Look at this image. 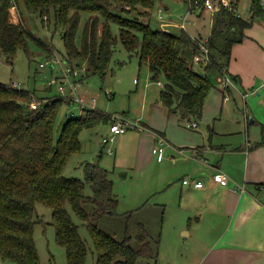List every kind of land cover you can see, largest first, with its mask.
Segmentation results:
<instances>
[{"label":"trees","instance_id":"16d2710c","mask_svg":"<svg viewBox=\"0 0 264 264\" xmlns=\"http://www.w3.org/2000/svg\"><path fill=\"white\" fill-rule=\"evenodd\" d=\"M202 1L190 0L194 6ZM231 1L235 5L239 0ZM23 2L26 10L38 12L46 20H50L53 11L56 25L65 28L62 36L72 56H66L67 59L71 62L74 58L86 57L93 72L102 76L107 73L117 41L112 23L119 24L126 47L138 51L141 65L149 67L154 80L164 78L159 95L161 102L184 117L202 116L213 86L208 72L212 68L223 72L229 64L232 45L245 37V29L252 24V20L236 11L220 6L213 13L209 35L213 60L205 66L206 71L200 72L191 60L198 50V38L184 28L178 34L155 29L141 19L151 14L156 0ZM14 3L18 6L19 0H0V54L10 60L19 48L27 50L29 37L23 21L11 19L10 9ZM252 9L254 16H264L261 0H252ZM81 10L99 12L103 20L100 21L98 14L89 16L92 19H88L83 28L82 48H78ZM34 98L38 106L32 108ZM65 102L70 104L71 100L61 94L38 97L29 88L0 82V260L43 264L34 237L38 201L53 209L55 237L65 247L68 264H84L88 246L66 203L89 228L97 248V264H136L139 258L154 257L158 252L152 237L143 228L138 234L140 245L134 247L128 239H119L99 226L100 216L115 212L119 203L106 167L88 161L83 166L84 179L65 174L69 157L82 149V129L103 118L111 121L112 117L95 108L83 116L71 113L56 128ZM262 128L264 132V123ZM86 182L91 187L88 195ZM84 201H91L94 210H87Z\"/></svg>","mask_w":264,"mask_h":264},{"label":"rangeland","instance_id":"374dc122","mask_svg":"<svg viewBox=\"0 0 264 264\" xmlns=\"http://www.w3.org/2000/svg\"><path fill=\"white\" fill-rule=\"evenodd\" d=\"M23 3V0H19L17 8L12 5L10 10L11 19L16 22L23 21L29 33L27 50L19 48L11 60L0 54V82L29 88L38 97L58 94V85L50 88L48 80L52 76L61 75V66L59 64L53 66L52 53L57 52L63 59L71 56L62 36L65 28L61 24L56 25L53 11L50 13V20H46L38 12L26 10ZM190 5V0H156L151 14L141 19L155 29L178 34L184 28L192 35L200 33L207 35L211 28V12L220 7L210 10L203 5L192 7ZM233 7L243 18L252 20L251 27L257 21L264 22V16H254L252 0H239L237 8L235 5ZM81 13L83 15L81 14L76 40L78 48H82L83 28L88 19H92L89 16L98 14L100 21L103 20L99 12L81 10ZM185 17L191 21L182 25ZM112 29L117 41L104 76L93 72L86 57L81 60L74 58L71 62L68 59L77 69V92L85 96L86 101L83 107L77 101L70 104L65 102L58 114L56 128H59L72 112L76 116H83L88 110L95 108L118 118L138 122L140 127L129 128L116 137L113 142V151L115 150L116 154L110 153L108 144L102 140L109 132V119H100L97 123L83 128L80 133L82 149L69 157L65 174L84 179L83 166L91 159L109 170L119 203L115 212L103 213L98 219V224L117 238L128 239L134 247L140 245L138 234L142 228L150 234L158 253L152 258H139L136 264H187L184 258L189 255L185 247L191 241V237L182 234L183 230L180 227L187 225L184 209L177 208L179 195L170 189L169 184V173L171 175L178 173L175 167L177 161L172 162L168 159L170 144L167 142L165 158L162 163H157V155L152 151L160 142L159 140L157 143L156 133L159 130L165 132L167 137L177 144L188 142L195 137L202 141V133L206 135L213 127L232 129L235 136L240 138L246 136V123H249L247 119L252 120L254 115L249 105L244 106L246 102L236 89L234 93H227L229 99L224 98L216 105L211 103L209 107L207 101V108H204L200 117H184L179 112L170 110L159 97L164 78L154 80L149 67L141 65L138 51L126 47L120 36L119 24L113 22ZM259 57L264 58V52L260 51ZM40 62H44L45 66L41 67ZM68 64L67 61L64 62L65 67ZM193 66L198 71H206L207 65L195 62ZM208 74L213 84L207 95L210 97L214 91L218 92V87L222 86L224 80L217 68H212ZM263 95H258L256 90L249 92L246 99L261 122H264V101L258 98ZM195 120L199 122V128L189 125L190 121ZM249 132L252 139H263L261 123L251 122ZM236 160L232 155L225 157V162L232 167L238 162ZM237 169L239 168L235 171ZM261 181L264 182V178ZM85 192L87 195L91 193V187L87 182ZM84 206L89 211L95 208L91 201H84ZM66 207L79 225L80 234L88 246L84 264H97V248L89 228L69 203H66ZM36 208L34 237L41 262L68 264L65 247L55 237L53 209L41 201L36 202ZM180 212L184 216H180ZM0 264L16 263L0 260Z\"/></svg>","mask_w":264,"mask_h":264},{"label":"crops","instance_id":"0c3cea01","mask_svg":"<svg viewBox=\"0 0 264 264\" xmlns=\"http://www.w3.org/2000/svg\"><path fill=\"white\" fill-rule=\"evenodd\" d=\"M261 2L264 6V1ZM210 32L211 28L207 35L193 36L204 38ZM245 32V37L232 45L229 64L223 69L232 82L224 84L223 81L218 92L206 98L204 108L207 101L210 107L211 103L216 105L224 98L229 99L227 93H234L236 89L246 102L244 106L249 105L254 115L252 120L247 119L246 136L237 138L232 129L213 127L206 135L202 133V141L195 137L177 144L165 132L156 133L157 143L164 142V151L165 144H170L168 159L177 161L178 173H169V184L179 195L177 208L184 209L187 225L180 227L182 234L191 237L185 247L189 255L184 258L187 264H264V182L261 181L264 178V132L262 128V140L252 139L249 132L251 122L261 123V127L264 122L258 120L246 100L249 92L257 90L258 95L264 94V58L259 57L260 51L264 52V22L257 21ZM258 99L264 101V95ZM194 128H199V122ZM217 137L220 138L217 140ZM228 155L236 157L235 166L225 162ZM164 158L156 157L157 163H162ZM236 168L239 169L235 171ZM219 170L230 176L228 183L213 179V174ZM184 178L190 182L184 183ZM196 180H202L204 185L196 186ZM180 216L184 215L180 212Z\"/></svg>","mask_w":264,"mask_h":264},{"label":"built area","instance_id":"2783aa9c","mask_svg":"<svg viewBox=\"0 0 264 264\" xmlns=\"http://www.w3.org/2000/svg\"><path fill=\"white\" fill-rule=\"evenodd\" d=\"M14 8H17V4H13ZM199 5V4H198ZM200 5H203L205 8H208L210 10L215 9V7L225 6L229 9L235 10L233 7V4L230 0H203ZM192 5H190L191 7ZM237 13V9L235 10ZM239 14V13H238ZM47 17V15H46ZM191 20H187L186 17L183 19L182 25H186ZM51 60L54 64H59L61 66V75H55L52 76L50 80H48V85L52 87L53 85H58V94H61L63 96H66L68 99L71 100V103L77 101L79 102L83 107L85 105L86 98L85 96L79 95L77 92V84L78 81L76 80V74L77 69L76 67L71 64L67 58L64 57L60 58L57 52H53L51 56ZM65 60V61H64ZM213 60V56L211 53V49L209 47V36H206L204 38L198 39V50L193 54L192 62L193 64L195 62L208 65ZM68 62L69 64L64 66V62ZM40 66L44 67L45 63L40 62ZM224 84L227 82H232V79L229 75V73L226 70H223L222 72ZM162 84V83H161ZM32 108H35L38 106V101L36 98L31 102ZM73 113V112H72ZM74 114V113H73ZM192 127H197L198 122L197 121H190L189 123ZM137 128L140 127V124L138 122H131L124 118H118L116 115H112L111 121H110V127L109 132L103 136L102 140L104 143H107L109 145L108 150L113 152V142L116 140V137L120 134L128 130L129 128ZM164 142L160 140L159 144L154 147V152L157 155V158L159 160H162L164 155ZM213 179L217 182L221 183H228L230 181V176L219 170L213 174ZM184 183H189L190 179L184 178ZM194 184L198 187H201L204 185V182L202 180H196Z\"/></svg>","mask_w":264,"mask_h":264}]
</instances>
